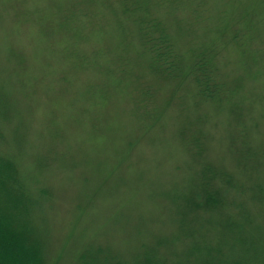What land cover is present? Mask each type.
Returning a JSON list of instances; mask_svg holds the SVG:
<instances>
[{"label": "rangeland", "instance_id": "1", "mask_svg": "<svg viewBox=\"0 0 264 264\" xmlns=\"http://www.w3.org/2000/svg\"><path fill=\"white\" fill-rule=\"evenodd\" d=\"M152 23L177 73L153 65ZM1 101L9 185L25 191L10 222L45 264H89L92 248L102 264H198L201 233L264 243V0H0Z\"/></svg>", "mask_w": 264, "mask_h": 264}, {"label": "trees", "instance_id": "2", "mask_svg": "<svg viewBox=\"0 0 264 264\" xmlns=\"http://www.w3.org/2000/svg\"><path fill=\"white\" fill-rule=\"evenodd\" d=\"M154 25L155 23H152L142 27V37L152 52L153 65H163L168 72L177 73L180 69L179 59L174 53L169 35L164 31L163 26L160 29ZM204 59L206 58L198 57V60L194 64L195 70L192 69V71L201 93L207 97H211L215 93L216 84L211 80L209 73H205L207 69H205ZM0 108V112H2V101ZM6 155L0 151V264H45V257L40 251L38 244L36 245V242L32 240L30 243L31 236H25L21 231L22 224L17 223L15 225L10 222L13 218L11 219L12 216L8 212V208L11 206L7 205H18L25 191L21 186H18V188L13 186V189L9 185L11 180L15 181L17 179L18 174L14 159H12V156ZM206 200L208 206L210 205L209 207L213 208L218 204L219 197L215 198L214 195L207 194ZM13 217H15V214ZM209 220L210 222H215L214 218H209ZM226 220L229 223H233L231 228L226 232L232 234L233 240L234 237H236V240H239L241 234L240 220L236 216L235 219L228 217ZM261 227L262 225L256 228L259 230ZM197 232H200V228L197 229ZM224 235L225 233L221 236L224 237ZM207 237L208 235L204 233H201L199 237L196 235L199 243L195 242V244L188 248V252H196L199 255L201 262L198 264H264V243L259 240L258 235L252 230L248 234L244 231V238L239 244H232L235 242L233 241L229 244V249L227 250L223 247L222 243H219L218 246H209L206 241ZM99 254H102V250L92 248L91 251H87L81 255V262L102 264L99 261ZM143 256L144 258L140 262H136V264H160V262L155 261L153 252L146 253L145 251ZM104 262L107 261L105 260ZM104 262L103 264H105Z\"/></svg>", "mask_w": 264, "mask_h": 264}]
</instances>
